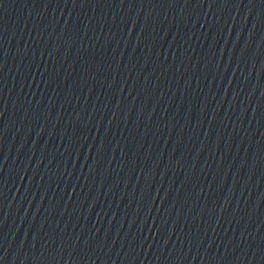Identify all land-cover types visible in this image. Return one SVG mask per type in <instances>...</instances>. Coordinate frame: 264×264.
<instances>
[{
    "label": "water",
    "instance_id": "95a60500",
    "mask_svg": "<svg viewBox=\"0 0 264 264\" xmlns=\"http://www.w3.org/2000/svg\"><path fill=\"white\" fill-rule=\"evenodd\" d=\"M0 264H264V0L0 81Z\"/></svg>",
    "mask_w": 264,
    "mask_h": 264
}]
</instances>
